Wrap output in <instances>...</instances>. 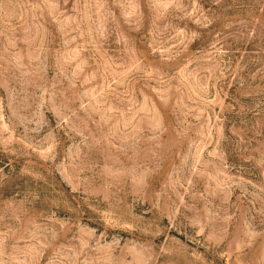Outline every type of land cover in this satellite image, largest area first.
Here are the masks:
<instances>
[{
	"label": "rangeland",
	"instance_id": "1",
	"mask_svg": "<svg viewBox=\"0 0 264 264\" xmlns=\"http://www.w3.org/2000/svg\"><path fill=\"white\" fill-rule=\"evenodd\" d=\"M0 264H264V0H0Z\"/></svg>",
	"mask_w": 264,
	"mask_h": 264
}]
</instances>
